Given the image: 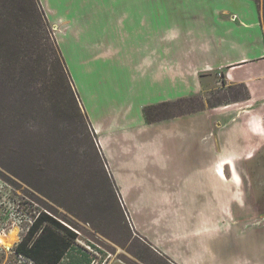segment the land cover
<instances>
[{
	"label": "crops",
	"instance_id": "crops-1",
	"mask_svg": "<svg viewBox=\"0 0 264 264\" xmlns=\"http://www.w3.org/2000/svg\"><path fill=\"white\" fill-rule=\"evenodd\" d=\"M40 2L134 234L169 264H264L263 2ZM218 72L242 103L147 122Z\"/></svg>",
	"mask_w": 264,
	"mask_h": 264
},
{
	"label": "rangeland",
	"instance_id": "rangeland-1",
	"mask_svg": "<svg viewBox=\"0 0 264 264\" xmlns=\"http://www.w3.org/2000/svg\"><path fill=\"white\" fill-rule=\"evenodd\" d=\"M222 75L215 74L197 98L171 112L242 103L243 88L229 85ZM20 95L15 87H0V264L18 241V230L26 233L40 213L53 215L81 234L82 243L74 244L62 264H73L74 258L79 264H169L134 234L120 188L88 122L85 127L66 123L50 103L42 106L32 97L23 103ZM92 140L101 166L96 165ZM254 161L258 167L253 165L250 175L264 210V148Z\"/></svg>",
	"mask_w": 264,
	"mask_h": 264
},
{
	"label": "trees",
	"instance_id": "trees-1",
	"mask_svg": "<svg viewBox=\"0 0 264 264\" xmlns=\"http://www.w3.org/2000/svg\"><path fill=\"white\" fill-rule=\"evenodd\" d=\"M0 87L17 88L23 103H27L29 97L42 102V106L44 102L50 103L66 123L83 127L87 121L93 139L88 116L40 0H0ZM241 88L245 91L243 86ZM190 100L147 107L146 120L155 123L173 118L177 115L171 108L179 106L181 109L182 103ZM93 140L96 165L101 166L103 163ZM41 229L40 238L28 247L32 241L29 237L19 251L40 264H62L73 250L78 235L48 213H40L30 235ZM73 260V264H79L75 258Z\"/></svg>",
	"mask_w": 264,
	"mask_h": 264
},
{
	"label": "built area",
	"instance_id": "built-area-1",
	"mask_svg": "<svg viewBox=\"0 0 264 264\" xmlns=\"http://www.w3.org/2000/svg\"><path fill=\"white\" fill-rule=\"evenodd\" d=\"M95 140H96L97 146H99L98 139H95ZM107 168H108V166H107ZM34 221L35 220H33L32 225L26 230V233L21 231V230L20 231L18 230V232H19L18 241L10 249H7V250H9V255L6 258L4 264H40L37 260H35L32 257L26 255L25 253H22L21 251H19L20 247L27 241V239L29 237H31L32 241L28 244V247H31L33 245L34 241L37 240L38 238H40V236L42 235L43 229L35 231L32 236L30 235L31 230L33 229ZM66 226L78 235V237L76 239V243H82L80 241V237H79L81 235L80 232L78 230L72 228L71 226H68V225H66ZM5 229H10V228H5ZM0 230H2V228ZM1 232H0V234H1ZM0 247H2V246H0ZM4 249H6V248H4Z\"/></svg>",
	"mask_w": 264,
	"mask_h": 264
},
{
	"label": "bare ground",
	"instance_id": "bare-ground-1",
	"mask_svg": "<svg viewBox=\"0 0 264 264\" xmlns=\"http://www.w3.org/2000/svg\"><path fill=\"white\" fill-rule=\"evenodd\" d=\"M1 238V236H0ZM16 241V234L14 233L12 236H11V243L13 244L14 242ZM11 244V245H12Z\"/></svg>",
	"mask_w": 264,
	"mask_h": 264
}]
</instances>
